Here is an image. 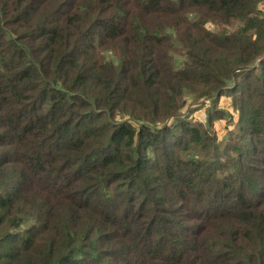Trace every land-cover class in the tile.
<instances>
[{
  "label": "trees",
  "instance_id": "obj_1",
  "mask_svg": "<svg viewBox=\"0 0 264 264\" xmlns=\"http://www.w3.org/2000/svg\"><path fill=\"white\" fill-rule=\"evenodd\" d=\"M261 2L0 0V264H264Z\"/></svg>",
  "mask_w": 264,
  "mask_h": 264
},
{
  "label": "rangeland",
  "instance_id": "obj_2",
  "mask_svg": "<svg viewBox=\"0 0 264 264\" xmlns=\"http://www.w3.org/2000/svg\"><path fill=\"white\" fill-rule=\"evenodd\" d=\"M259 7L264 11V2L259 3ZM211 27V25L209 26ZM196 103H192L191 95L186 97L185 105L183 107V112L189 113V117L195 118V119H205V110L206 107L210 105L209 101L205 100L202 104L199 103L195 105ZM219 106L226 107L225 109H230V94L227 92L220 96L219 98ZM232 115L235 116V119L237 117V112L235 110H232ZM233 124V123H232ZM229 124L227 125V120L224 118H221L214 123V130L217 135L218 144H222V140L227 136V132L229 129H232L233 125ZM224 140V141H225Z\"/></svg>",
  "mask_w": 264,
  "mask_h": 264
}]
</instances>
